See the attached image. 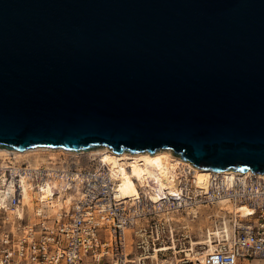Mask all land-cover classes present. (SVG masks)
<instances>
[{
	"label": "water",
	"instance_id": "water-1",
	"mask_svg": "<svg viewBox=\"0 0 264 264\" xmlns=\"http://www.w3.org/2000/svg\"><path fill=\"white\" fill-rule=\"evenodd\" d=\"M0 145L264 172V0H0Z\"/></svg>",
	"mask_w": 264,
	"mask_h": 264
},
{
	"label": "built area",
	"instance_id": "built-area-1",
	"mask_svg": "<svg viewBox=\"0 0 264 264\" xmlns=\"http://www.w3.org/2000/svg\"><path fill=\"white\" fill-rule=\"evenodd\" d=\"M54 157L36 167L13 153L0 157V264H251L264 258V179L258 173L212 171L196 186L187 168L177 194L154 202L144 191L118 198L97 156ZM48 183L61 206L56 212L42 206L30 217L23 190L36 195ZM223 200L249 210H228L229 238L214 241L213 251L196 260L207 245L190 237L185 217ZM14 208L22 214L8 216Z\"/></svg>",
	"mask_w": 264,
	"mask_h": 264
},
{
	"label": "bare ground",
	"instance_id": "bare-ground-1",
	"mask_svg": "<svg viewBox=\"0 0 264 264\" xmlns=\"http://www.w3.org/2000/svg\"><path fill=\"white\" fill-rule=\"evenodd\" d=\"M35 150H49L56 151L60 150L66 153L75 154L80 152L88 153L89 155L97 156L101 162L105 163L108 167L109 176L114 183L115 194L118 198H136L141 191L149 192L147 195L154 202H165L170 199L171 195H176L179 191V185L181 178L185 174L187 168L191 170L193 176V184L196 186L202 185L207 181L208 177L211 175L212 171L220 172L223 176L227 174H234L238 170H214L206 169L194 165L187 159L182 158L180 155L175 154L169 148H158L153 152L148 150L142 151H114L107 145H97L92 146L84 150L76 151L73 149H67L63 147H53L49 145H32L24 149L10 148L5 145H0V157H4L9 153H13L15 158L18 160L25 159L31 166H38L42 164L40 160L28 159L27 155ZM37 152V151H35ZM40 152V151H39ZM55 155L49 154L46 157L47 162L51 161L50 158L55 159ZM43 158V157H42ZM43 160V159H42ZM258 175L264 179V172L258 173ZM54 179V178H53ZM51 189L50 183L46 185L42 192L37 193V195L31 194L28 191L22 192V200L26 203L30 212L38 210L42 206L47 208V211L56 212L61 206V200L59 196H50ZM52 197V198H51ZM37 198L39 205L35 206L34 200ZM51 198V199H49ZM0 195V203H1ZM44 201L40 203V201ZM68 201V199L66 200ZM51 202L54 204L51 207ZM226 200L220 203H226ZM223 204L222 206H224ZM1 205V204H0ZM232 211L241 212L242 215L246 214L249 210L246 206L238 207L231 204ZM234 208H233V207ZM224 208V207H223ZM230 208V207H228ZM222 209V207L220 208ZM227 209V207H225ZM15 214H22L20 208H14L8 210L7 215L14 217ZM224 219L220 225H215L213 228H208L206 230V236L204 239L200 240L206 243V248L197 256L196 260H204V257L209 252H212L215 246L214 241L220 240L222 238H229L232 227ZM175 264L177 260L175 259ZM168 264L172 263V259L166 260ZM165 264V262H162ZM113 264V263H112Z\"/></svg>",
	"mask_w": 264,
	"mask_h": 264
},
{
	"label": "rangeland",
	"instance_id": "rangeland-1",
	"mask_svg": "<svg viewBox=\"0 0 264 264\" xmlns=\"http://www.w3.org/2000/svg\"><path fill=\"white\" fill-rule=\"evenodd\" d=\"M35 151H37V152H35ZM35 151L30 152L31 153L30 155H27L24 157H27L29 160L36 158L37 160H40L42 163H45L48 160V159H46V157H48L49 154H53L55 156L58 154H67L66 152H63L60 150H56V151L35 150ZM147 193L149 194V192H147ZM34 204H35V206H38L39 202L38 201L36 202L34 200ZM53 204L54 203L51 202V207ZM223 204H225V203L201 206L198 209L197 216L195 218H192L191 216L185 217V223L187 222V226H188V233L190 234V237H192V239H204L206 236V230L208 228H213L217 224L218 225L222 224L221 222L224 219H228L227 221L230 224V221H229L230 214L228 213V210L231 209V206L227 205V204L222 206ZM221 207H222V209H220ZM225 207H227V209H225ZM228 207H230V208H228ZM27 211H28L30 217H32L33 216V210L30 212V210L27 207ZM172 263L175 264V261L172 260ZM252 264H264V258H257L256 257L253 259Z\"/></svg>",
	"mask_w": 264,
	"mask_h": 264
},
{
	"label": "crops",
	"instance_id": "crops-1",
	"mask_svg": "<svg viewBox=\"0 0 264 264\" xmlns=\"http://www.w3.org/2000/svg\"><path fill=\"white\" fill-rule=\"evenodd\" d=\"M253 261V260H252ZM251 264H252V262H251Z\"/></svg>",
	"mask_w": 264,
	"mask_h": 264
}]
</instances>
